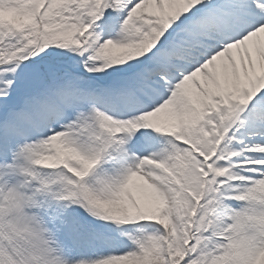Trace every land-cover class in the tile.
I'll list each match as a JSON object with an SVG mask.
<instances>
[{"label":"snow or ice","instance_id":"obj_1","mask_svg":"<svg viewBox=\"0 0 264 264\" xmlns=\"http://www.w3.org/2000/svg\"><path fill=\"white\" fill-rule=\"evenodd\" d=\"M0 264H264V0H0Z\"/></svg>","mask_w":264,"mask_h":264}]
</instances>
